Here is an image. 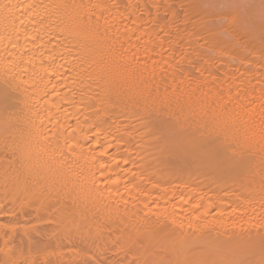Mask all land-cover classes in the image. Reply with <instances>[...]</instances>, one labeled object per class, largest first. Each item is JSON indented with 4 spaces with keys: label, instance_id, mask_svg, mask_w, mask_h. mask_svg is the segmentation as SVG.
Here are the masks:
<instances>
[{
    "label": "bare ground",
    "instance_id": "6f19581e",
    "mask_svg": "<svg viewBox=\"0 0 264 264\" xmlns=\"http://www.w3.org/2000/svg\"><path fill=\"white\" fill-rule=\"evenodd\" d=\"M0 264H264V0H0Z\"/></svg>",
    "mask_w": 264,
    "mask_h": 264
}]
</instances>
